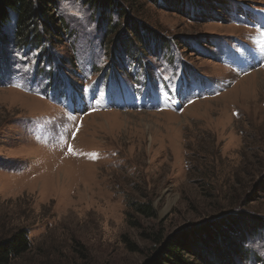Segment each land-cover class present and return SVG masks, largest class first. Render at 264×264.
I'll use <instances>...</instances> for the list:
<instances>
[{
  "label": "rangeland",
  "instance_id": "obj_1",
  "mask_svg": "<svg viewBox=\"0 0 264 264\" xmlns=\"http://www.w3.org/2000/svg\"><path fill=\"white\" fill-rule=\"evenodd\" d=\"M57 4L39 46L14 14L0 36V239L31 244L11 264H155L179 238L264 264V0Z\"/></svg>",
  "mask_w": 264,
  "mask_h": 264
},
{
  "label": "trees",
  "instance_id": "obj_2",
  "mask_svg": "<svg viewBox=\"0 0 264 264\" xmlns=\"http://www.w3.org/2000/svg\"><path fill=\"white\" fill-rule=\"evenodd\" d=\"M59 1L60 0H0V36H4L2 32L3 26L10 22L11 14H14L16 16L17 35L21 39H24L25 42L30 44L35 43L39 46L46 39L44 35L50 34V32L58 34L60 30V28L52 22L54 20L52 13L57 10V3ZM110 1L111 0H109V2ZM85 2L98 8L102 0H85ZM102 15L103 19L107 16L106 12L102 13ZM40 19L44 21L43 26L38 22ZM106 21L109 27L112 28L114 26V24L111 23L112 21ZM138 29H135V32L137 31V37L141 44L144 43L145 45L147 40L144 35L139 33ZM132 45L134 44L132 43ZM134 204V208L137 212L148 217L156 216V210L151 202H139ZM256 227L257 225H255L254 229ZM157 240L163 245L157 253L155 264H194L191 259L186 257V252H188V250L182 239L168 240L166 242H163L161 239ZM214 240L215 238L211 236L206 239L203 242L204 249L210 247L211 243L215 242ZM30 245L29 233L26 227H17L10 235L0 239V264H11L13 260L24 255L30 249Z\"/></svg>",
  "mask_w": 264,
  "mask_h": 264
},
{
  "label": "clouds",
  "instance_id": "obj_3",
  "mask_svg": "<svg viewBox=\"0 0 264 264\" xmlns=\"http://www.w3.org/2000/svg\"><path fill=\"white\" fill-rule=\"evenodd\" d=\"M257 255L264 257V252H258Z\"/></svg>",
  "mask_w": 264,
  "mask_h": 264
},
{
  "label": "bare ground",
  "instance_id": "obj_4",
  "mask_svg": "<svg viewBox=\"0 0 264 264\" xmlns=\"http://www.w3.org/2000/svg\"><path fill=\"white\" fill-rule=\"evenodd\" d=\"M263 37H264V35H263ZM261 43H262V45H264V38L262 39V42Z\"/></svg>",
  "mask_w": 264,
  "mask_h": 264
}]
</instances>
